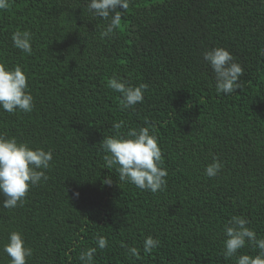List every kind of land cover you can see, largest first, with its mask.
<instances>
[{
	"label": "trees",
	"instance_id": "trees-1",
	"mask_svg": "<svg viewBox=\"0 0 264 264\" xmlns=\"http://www.w3.org/2000/svg\"><path fill=\"white\" fill-rule=\"evenodd\" d=\"M87 4L10 0L0 11V61L28 74L35 104L30 113L0 109V132L54 153L47 181L23 207L3 208L0 194V249L20 231L34 250L27 264H81L79 253L101 235L108 247L97 248L94 264H234L222 255L232 215L264 235V0H132L117 9L125 15L111 39L100 38L107 22ZM17 29L32 32L31 56L14 47ZM215 47L244 69L232 96L217 94L203 60ZM114 75L146 84L143 103L122 108L107 87ZM119 121L122 132L156 128L164 190H140L105 168L100 144ZM213 154L224 168L208 178ZM147 236L160 246L145 255ZM0 264H10L2 251Z\"/></svg>",
	"mask_w": 264,
	"mask_h": 264
},
{
	"label": "clouds",
	"instance_id": "clouds-1",
	"mask_svg": "<svg viewBox=\"0 0 264 264\" xmlns=\"http://www.w3.org/2000/svg\"><path fill=\"white\" fill-rule=\"evenodd\" d=\"M131 2L132 0H88V12L107 22L100 32L101 39H111L118 34L125 13L117 9L122 7L127 12ZM9 7L10 0H0V11ZM12 41L16 49L32 55L31 31L17 29L12 34ZM258 54L264 56V47L259 49ZM203 60L212 70L218 95L232 96L237 89H242L240 78L244 69L227 48L206 50L203 52ZM107 87L121 94L122 108L128 109L143 103L148 86L142 83L133 86L114 75L107 81ZM34 106L28 74L20 65L9 67L0 61V109L11 114H16L18 110L30 113ZM124 127V121L114 123L112 128L115 135L105 137L100 144L105 153V168L115 169L119 181L132 184L140 190L154 194L164 190L168 183V170L164 167L156 128H130L127 132H122ZM53 155L52 149L46 151L43 147L34 148L26 142L18 141L16 137L0 132V194L5 197L3 208L11 210L24 206L30 189L47 181L46 172L52 167ZM223 168L224 162L213 154L212 162L205 165L204 174L208 178H215ZM104 183L110 185L111 177ZM250 223L249 219L241 215H232L224 223L222 255L226 260L231 259L234 264H264V235L258 236L249 226ZM95 243L97 247H89L79 253L78 260L81 264H94L97 248L103 251L108 247L105 236L97 235ZM159 246V239L147 236L143 243L144 254L152 253ZM121 247L126 249V255L139 258L140 252L136 247L128 248L123 243ZM246 249H250L251 253L244 251ZM0 251L10 258V264H27L34 250L27 244L22 232L12 231Z\"/></svg>",
	"mask_w": 264,
	"mask_h": 264
}]
</instances>
